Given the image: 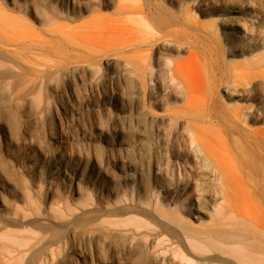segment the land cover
I'll list each match as a JSON object with an SVG mask.
<instances>
[{"label": "rangeland", "instance_id": "rangeland-1", "mask_svg": "<svg viewBox=\"0 0 264 264\" xmlns=\"http://www.w3.org/2000/svg\"><path fill=\"white\" fill-rule=\"evenodd\" d=\"M126 2L132 14L116 0H0V264H114L121 228L148 231L149 264L176 250L189 264H248L243 247L187 237L222 225V205L227 224L264 237V83L250 85L264 78V25L247 14L264 5ZM231 14L244 19L235 41L215 30ZM121 22L170 26L157 44Z\"/></svg>", "mask_w": 264, "mask_h": 264}, {"label": "bare ground", "instance_id": "bare-ground-1", "mask_svg": "<svg viewBox=\"0 0 264 264\" xmlns=\"http://www.w3.org/2000/svg\"><path fill=\"white\" fill-rule=\"evenodd\" d=\"M249 1H253V3L257 4L260 7L264 5V0ZM116 2L119 7L118 11L121 14L129 15L136 10V7L130 6L126 2V0H116ZM247 14L252 17L255 21H258L260 24L264 25V9L263 11H260L258 15H256L255 12L253 13V11H250ZM243 25L244 19L242 16L237 14H231L221 18L218 21L216 29H214L226 39L235 41L241 37L237 33V31L243 29ZM120 26L125 27L131 35H135L134 38L137 41H154L159 44V42L163 40L162 29H165L166 27L170 26V24H159L157 27H155L154 30L156 35H151L148 30H146L141 24H139V26L136 25V27L133 28L127 27L123 24V22H121ZM156 30H158L159 32H156ZM151 36H153V38L150 40ZM124 42L127 41H123V43ZM257 83H264V78H262L260 81H252L250 85H255ZM241 88L242 87H240L239 85H234L232 87L235 92H239ZM243 114L244 117L241 121V124L245 127H248V125L245 124V121L248 116L252 114L251 108L245 109ZM236 116H238V118L240 117V115ZM198 142L193 139H190V148L193 155V159L201 170L208 172V161L210 160V156ZM223 151L226 153V161L223 160L224 163L232 161V152L228 149H223ZM130 156V169L127 170L126 173L129 178L132 179V171L134 168L133 151H130ZM237 159H239V156H237ZM234 174L235 180L241 181V179H244L239 167L235 170ZM80 181L81 178L78 177L73 181V183L79 185ZM244 212L245 218L249 219L252 222H257L255 215L251 212L250 209L247 208L246 210H244ZM231 216V211L225 205H222L218 210V219L221 221L222 225H218L215 227H204L196 231L188 232L187 237H194L197 241H199V243L206 245L214 252H228L227 249H229L231 253L236 254V248L243 247L247 251L245 252L246 254H244L243 257L246 258L248 264H264V237H254V233L243 231L241 229L242 223L231 221L227 224L225 221L231 219ZM261 224L264 228V220L261 221ZM103 230L104 229H91L89 230V233L93 236H96L97 234L102 233ZM119 230L120 231L116 232L120 238V243L116 247L115 251L113 250V252L111 253V258L113 259L114 264H129V262L122 260L120 256L121 253L134 254L137 257V260L134 262V264H149L151 260L150 253L148 251V246L146 242H144L145 237L149 236L148 231H136L122 228ZM173 255L175 259L172 260L171 264H189V259L187 258V255H185L183 252L176 250L173 252ZM154 259L156 264H164L165 257H163L161 254L156 253Z\"/></svg>", "mask_w": 264, "mask_h": 264}]
</instances>
